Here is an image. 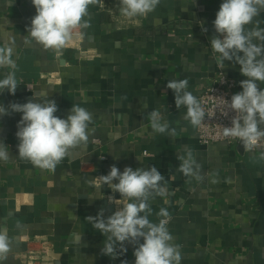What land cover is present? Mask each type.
<instances>
[{
  "label": "crops",
  "instance_id": "obj_1",
  "mask_svg": "<svg viewBox=\"0 0 264 264\" xmlns=\"http://www.w3.org/2000/svg\"><path fill=\"white\" fill-rule=\"evenodd\" d=\"M222 0H161L147 17L126 19L119 0L89 5V27L74 31L61 51L45 49L28 34L36 14L32 0H0V48H12L15 69L0 67V79L15 71L17 90L0 93V104L26 103L41 91L56 102L60 118L73 104L92 113L89 138L55 170L18 156L21 113L0 116V142L10 158L0 160V226L13 240L4 264H27L48 241V264H135L136 245L112 259L101 254L106 239L86 217L112 215L120 199L108 186L99 191L88 179L107 175L112 165L155 166L166 194L149 201V220L169 211L167 227L182 253L181 264H264V151L240 143L204 146L197 126L183 119L169 80L188 79L198 99L218 73L211 51L213 21ZM264 28V10L255 18ZM254 21V23H255ZM248 27H252L249 25ZM207 29V31H203ZM224 72L242 91L239 65L225 61ZM264 88V83L259 84ZM40 102V101H35ZM146 104V108L144 105ZM159 109L174 137L154 132L147 113ZM191 148L203 180L177 171L178 154ZM103 197V198H101ZM143 240L141 239L140 243Z\"/></svg>",
  "mask_w": 264,
  "mask_h": 264
},
{
  "label": "clouds",
  "instance_id": "obj_2",
  "mask_svg": "<svg viewBox=\"0 0 264 264\" xmlns=\"http://www.w3.org/2000/svg\"><path fill=\"white\" fill-rule=\"evenodd\" d=\"M98 2L32 0L36 14L31 19L28 34L45 49L59 52L72 41L75 30L89 27L84 18L88 16L89 5ZM160 3L161 0H119V10L123 17L132 20L147 17ZM262 10L264 0H222L213 21L218 35L210 40L213 58L220 69L225 67V61L233 62L246 77L240 81L242 91L233 94L230 100L222 98L226 109L223 115L228 116L229 111L235 113L231 125L223 128V136L238 139L249 152L264 147V88L259 87L264 83V28L255 21ZM0 67L15 69L11 47L0 48ZM188 83L187 78L172 79L166 87L174 93L176 108H186L183 119L195 127L202 123L206 114L200 100L187 90ZM17 87L15 71L0 79V93L7 90L14 95ZM37 100L40 102H35ZM57 111L56 102L43 91L34 94L26 103L13 102L8 108L0 104V116L22 114L16 132L18 156L40 169L54 171L71 149L85 145L89 138L91 112L79 104H73L66 118L55 115ZM147 119L154 132L175 136L176 129L170 127L159 109L147 113ZM9 158L8 146L0 142V160ZM261 159H264V152ZM177 160L180 161L177 171L189 178V182L191 178L204 179L191 148H185L184 154L177 155ZM162 181L164 177L155 166L135 170L125 167L121 172L112 165L107 175L88 179V184L97 191L106 185L121 197H108L109 203L122 207H117L107 218L102 209L97 216L86 217L92 227L106 237L100 250L102 255L116 259L126 253L124 245L128 242L136 245L135 264H181L182 253L167 227L169 211L166 208L159 210L157 215L162 219L158 223L149 220L152 213L149 201L166 194ZM12 246L7 228L0 226V264L7 261ZM122 264L127 262L122 261Z\"/></svg>",
  "mask_w": 264,
  "mask_h": 264
},
{
  "label": "built area",
  "instance_id": "obj_3",
  "mask_svg": "<svg viewBox=\"0 0 264 264\" xmlns=\"http://www.w3.org/2000/svg\"><path fill=\"white\" fill-rule=\"evenodd\" d=\"M238 90V83L234 78L228 76L223 68L218 65L217 75L204 88L198 100H200L205 111V119L197 126V137L204 146L212 143H228L235 145L241 143L238 139L226 138L223 136V128L231 125V119L235 115L229 111L228 116H224L226 110L223 106V100H230L231 96ZM255 151H264V147L257 148ZM48 241L40 242V249L33 254V257L27 264H48L52 262L50 259V251L47 246Z\"/></svg>",
  "mask_w": 264,
  "mask_h": 264
},
{
  "label": "water",
  "instance_id": "obj_4",
  "mask_svg": "<svg viewBox=\"0 0 264 264\" xmlns=\"http://www.w3.org/2000/svg\"><path fill=\"white\" fill-rule=\"evenodd\" d=\"M241 144V143H240ZM242 145V144H241Z\"/></svg>",
  "mask_w": 264,
  "mask_h": 264
}]
</instances>
